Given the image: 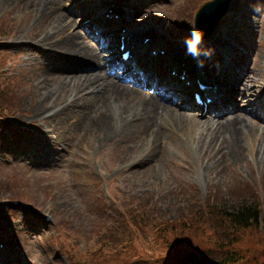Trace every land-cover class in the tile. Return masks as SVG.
Segmentation results:
<instances>
[{
    "label": "rangeland",
    "instance_id": "374dc122",
    "mask_svg": "<svg viewBox=\"0 0 264 264\" xmlns=\"http://www.w3.org/2000/svg\"><path fill=\"white\" fill-rule=\"evenodd\" d=\"M77 1L114 6L115 0H0V264H169L171 249L159 246V233L170 238L172 248L197 253L210 248L215 263L234 249L232 245L242 249L236 258L242 254L264 260V229L228 232L223 222L216 225V211L208 214L207 206L213 198L255 197L264 224V0H229L212 33L202 37L200 48L210 44L213 50L206 60L218 67L225 53L211 43L239 30L241 41L229 51L230 63H235L231 79L221 84L230 97L228 90L235 83L232 87L241 94L237 104L232 101L217 114H202L174 100L167 105L182 118L189 117L191 124L182 122L168 131L162 118L143 131L135 125L146 118L132 117L114 124L125 127L123 132L105 137L83 129L98 107L96 91L81 86L45 102L38 95L45 68L50 76L80 73L75 66L66 69L71 65L54 54L41 56L27 39L49 32L56 44L76 46L73 34L64 35L71 27L56 23L59 13L86 21L76 13L79 7H73ZM208 1L122 0V17L111 13L113 7L107 10L111 16H105L120 22L118 32L126 25L153 26L155 33L146 32L160 45L156 51L149 49L150 55L161 62L174 55L177 60L172 62L183 59L181 64L201 70L204 56L191 63L185 41L193 31L195 13ZM74 28L85 32L77 24ZM114 73L120 75L121 67L112 68ZM251 79L259 82L252 84ZM247 101L258 105L255 115L248 113ZM126 103L131 109L136 105L130 99ZM233 116L248 119L253 131L231 139L220 129L213 132L218 136L213 140L212 124ZM153 125L158 134L150 131ZM196 199L206 200L202 226H191L189 220L198 217L186 214L187 203ZM140 216L146 224L137 226L133 219ZM172 220L176 225L166 231L153 224ZM227 237L240 241L228 244ZM250 241L256 243L247 253Z\"/></svg>",
    "mask_w": 264,
    "mask_h": 264
},
{
    "label": "bare ground",
    "instance_id": "6f19581e",
    "mask_svg": "<svg viewBox=\"0 0 264 264\" xmlns=\"http://www.w3.org/2000/svg\"><path fill=\"white\" fill-rule=\"evenodd\" d=\"M42 1L47 3L57 2V0ZM121 1L115 0L114 6H111L106 1H100L99 6L93 3L86 6L85 1H77L73 7H79L76 13L85 16L86 21L84 23L77 21L76 17L70 15L67 18L66 15L59 13L56 27L64 24L70 26L72 32L68 33L66 30L64 35L68 36L69 34H73L76 40V46H68L63 44V42L56 44L52 40L54 33L49 32L42 35L39 39L32 37L27 39L35 49H38V53L41 56H45L46 52L54 54L59 61L71 65H67L66 69H72L75 66L76 68L73 70H78L80 73L68 74V77H62V75L50 76L47 74L49 70L45 68L38 82L40 84L38 94L40 102L48 101L52 97L57 98L58 94L60 95V91H64V94H66L76 91L81 86L91 88V90L97 92L96 96L98 98H96V101L98 107L90 113V115H93L91 118L92 121L83 124V129L85 131H100L101 134L99 136L105 137L108 133L115 135L123 132L125 127L122 129V127L117 126L120 128L118 129L114 124H122L123 121L126 122L132 117L146 118L137 124L135 123V126L143 131L146 129L149 130L153 122L160 124L163 121L162 118H166L167 124L165 123V126L168 131L179 128L178 125L182 122L185 125L191 124L192 121L189 117L185 116L182 118V115L178 111L173 110L167 105V103H173L174 100H176V104L179 106L190 104L188 94L191 92L201 93L205 97L211 98L212 102H208L205 105L206 111L221 110L223 105L232 104L231 98L234 101L237 100L238 95L241 94L232 87L235 83L232 82L228 90L233 95L230 97L227 96L228 94L221 84L224 82L228 83V80L231 79L229 71L235 66V63H230L229 51L236 50L235 47H232L233 43L241 41V38L237 35L239 30L229 38L223 37L211 43L212 46L220 48L225 53L222 63L218 67L215 66L214 61L210 62L205 57L201 58L204 64L201 70L198 67L197 69H192L193 67L190 68L187 65L181 64L184 61L183 59L179 63L172 62L177 60L174 55L171 58L167 57L161 62L149 54V49L156 50L160 45L159 42L151 39L150 34L146 32L152 31L155 33L153 26L142 24L130 29L126 25L123 27V31L118 32L120 22L117 24L115 20L105 16V14L111 16L107 10L113 7V12L111 13L118 14L122 17L125 13L118 5ZM241 12L242 7L240 6ZM75 24L85 31L84 34L79 29L74 28ZM145 38H148V41L144 43L143 40ZM120 41L123 44V50H129L130 58L127 62H123L122 59L117 58L116 54L119 51ZM206 49H211L210 44ZM187 57L194 64L197 62V59H200L190 55L188 51ZM261 59L264 61V50L262 51ZM46 60L49 61L47 56ZM118 65H121L122 71L125 72L123 74L125 76L122 79L117 73L111 74L112 67H117ZM169 68L174 71L173 75L167 73V69ZM106 69H109L108 73ZM47 76L52 77V79H49ZM115 76L116 79H114ZM178 76H183V80L178 78ZM126 78H131L132 83L153 86L156 93L154 95L147 94L138 88L129 87L125 81H122ZM262 79H264V74ZM216 80H218V83ZM184 81H189V87L185 86ZM250 81L252 84L259 82L256 79H251ZM197 82L204 84L206 87L202 90L198 89ZM47 83L50 89H48ZM251 91H253L252 93H257L255 89ZM66 98L68 101L71 100L70 96H66ZM129 99L136 102L133 109L126 103ZM246 104L249 106L246 108L249 111L248 113L255 115L258 105L253 106L249 101ZM260 108L261 114L264 117V109L262 106ZM40 109H44V107L42 106ZM199 109L202 112L203 108L199 107ZM140 110H143L145 114H136ZM157 110L159 113H157ZM40 111L37 110L36 112ZM251 124L246 118L243 119L233 116L227 122L212 124L209 130L211 129L210 134L216 130L218 134L221 129L224 135L223 137L233 139L241 132L253 131L254 126ZM180 128L184 127L182 126ZM150 131L154 134L159 133L155 126ZM211 136L213 140L218 138L215 133Z\"/></svg>",
    "mask_w": 264,
    "mask_h": 264
},
{
    "label": "trees",
    "instance_id": "16d2710c",
    "mask_svg": "<svg viewBox=\"0 0 264 264\" xmlns=\"http://www.w3.org/2000/svg\"><path fill=\"white\" fill-rule=\"evenodd\" d=\"M205 202L196 200H191L186 205V214L187 215H197L198 218L194 220H189L191 226L198 224L202 226L204 221H199V219H205ZM260 202L255 197H240L238 199L231 198L227 196L225 198H213L212 201L207 203L209 208L208 214L214 209L216 211L215 219L216 225H219L220 222H223L225 229L228 232L235 233L236 231H248L251 229L261 228L264 229V224L262 223L261 210L259 208ZM203 210V211H202ZM150 218V217H148ZM137 226L141 224H146L143 217L140 216L138 220L133 219ZM158 227L162 231H166V227H174L177 223L176 220L172 221H157ZM236 230V231H235ZM156 239L160 242L159 246L162 249H168L170 247L171 253L169 258V264H264V260H260L249 256H243L238 253H241L242 249L234 246L232 251H227L221 259V261L215 263L213 260L214 257L210 255L209 249H200V252L187 251L186 249H178L177 247L172 248L170 246V238L166 239L162 234H157ZM228 244L237 243L240 241V238H234L232 241H229L227 237ZM129 242V241H128ZM255 241H250V247L245 248L244 250L247 253L253 252V245ZM236 246V247H235ZM158 261V260H157ZM168 264V263H167Z\"/></svg>",
    "mask_w": 264,
    "mask_h": 264
},
{
    "label": "water",
    "instance_id": "95a60500",
    "mask_svg": "<svg viewBox=\"0 0 264 264\" xmlns=\"http://www.w3.org/2000/svg\"><path fill=\"white\" fill-rule=\"evenodd\" d=\"M227 4H228V0H213L211 2H208L206 5H204L196 14L195 24L197 25L198 30L201 32L205 30V29H200L201 26L200 18L204 16H212V19H210L208 27L206 29V32H210V30L215 26L217 19L224 12Z\"/></svg>",
    "mask_w": 264,
    "mask_h": 264
},
{
    "label": "clouds",
    "instance_id": "9594fccd",
    "mask_svg": "<svg viewBox=\"0 0 264 264\" xmlns=\"http://www.w3.org/2000/svg\"><path fill=\"white\" fill-rule=\"evenodd\" d=\"M202 32L193 28L190 38H188L185 43L187 46V51L190 55L199 58L200 56H204L205 58H210L213 54L212 49H202L200 45L202 44ZM200 66H203V60L199 61Z\"/></svg>",
    "mask_w": 264,
    "mask_h": 264
}]
</instances>
